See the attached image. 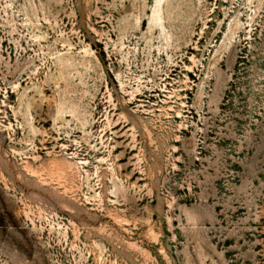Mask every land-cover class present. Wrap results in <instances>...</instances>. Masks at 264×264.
Masks as SVG:
<instances>
[{
	"label": "rangeland",
	"instance_id": "rangeland-1",
	"mask_svg": "<svg viewBox=\"0 0 264 264\" xmlns=\"http://www.w3.org/2000/svg\"><path fill=\"white\" fill-rule=\"evenodd\" d=\"M0 264H264V0H0Z\"/></svg>",
	"mask_w": 264,
	"mask_h": 264
}]
</instances>
